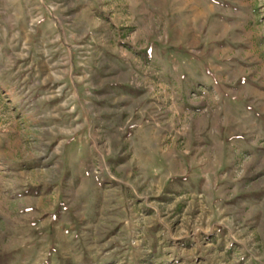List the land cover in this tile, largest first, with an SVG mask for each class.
<instances>
[{"label":"rangeland","instance_id":"1","mask_svg":"<svg viewBox=\"0 0 264 264\" xmlns=\"http://www.w3.org/2000/svg\"><path fill=\"white\" fill-rule=\"evenodd\" d=\"M200 29L205 64L170 48L172 37L190 39L196 53L202 35L186 33ZM258 39L264 43V0H0V264H264L260 133L258 191L240 196L255 194L256 204L226 207L218 217L205 204V226L188 197L180 215L170 197L161 201L142 182L148 175L130 178L125 202L123 176L105 172L112 144L121 152L130 133L139 131L133 136L144 143L155 133L159 147L174 146L170 90L203 107L193 119L202 130L224 122L214 89L249 91L237 78L250 76L263 88L251 104L264 115ZM204 66L205 81L175 75ZM118 89L140 94L141 107L136 101L127 110ZM204 227L217 236L192 245L188 236Z\"/></svg>","mask_w":264,"mask_h":264},{"label":"crops","instance_id":"2","mask_svg":"<svg viewBox=\"0 0 264 264\" xmlns=\"http://www.w3.org/2000/svg\"><path fill=\"white\" fill-rule=\"evenodd\" d=\"M256 26H258L257 23ZM198 33L202 35V45L196 53L188 50L189 47L194 48L190 39L182 43L174 42L172 37L170 48L186 49L189 51L187 55L192 60H200L205 64V29L192 33L187 31L186 37L193 38V34ZM55 41H59L58 37H55ZM149 42L152 40L143 46V48H148L145 51L148 56L152 53V46L148 45ZM257 44L264 46L261 39H258ZM175 75L178 80L205 81V66L198 74L186 72L184 74L175 73ZM252 79L254 78L246 75L237 78L241 81L240 85L248 84L249 91L240 88L217 87L214 89L219 93L220 100L224 102L218 108L219 115L224 122H219L218 125H212L206 129L204 126L202 130L194 123L193 119L195 115L202 112L203 107H194L192 99L186 97L184 93L180 94L182 91L170 90V96L173 98L171 97L169 100V107L174 116L169 122L171 126L176 127L175 137L172 139L175 141L173 147L163 148L160 146V148L154 137L155 133H153L152 141L147 140L144 143L139 137L135 139L133 135H139V131L134 134L130 133L125 138L124 142L127 143H123L121 152H119V148L115 152L114 144H112L113 148L107 156L105 172L112 177L118 176L119 173L123 176V178L117 179L119 190L123 193L121 200L128 202L127 188L130 189V178L134 177L133 181H136L137 179L142 180L145 175H148L147 180L143 179L142 182L155 186L157 188L156 196L160 197L161 201H163V196L170 197L168 200L174 204L177 215H180L184 209V203H181L180 200L182 197H188L192 204L187 203L186 207L192 206V209H195V214H204V223L202 222L204 226L205 204L206 208L213 210L210 213L211 217L220 216L226 207H231L230 210L234 211L236 205L249 204L248 206H253L256 204L254 202V200L257 201L255 194L253 199L251 198L252 194L245 195L244 200H241L240 197L243 192L256 193L258 191L257 134L260 133L264 140V115L259 114L256 106L251 104L254 92L261 91L263 88L252 82ZM117 92L120 93L116 96L121 97L119 101H123L122 105L124 104L127 110L135 105L136 101L138 102L137 109L141 107V102H144V99H139L140 94H135L130 89H118ZM199 92L205 94V87H199ZM103 98L102 96L98 100L103 102ZM229 110L232 111V115L229 114ZM236 120L238 128L227 124L237 123ZM116 128L117 126L112 132L110 131L112 140L114 138L118 140V137H115L117 135ZM180 131L183 132L178 135ZM227 191L234 192V200L232 197H228L229 201L227 198H225L227 200L223 198V193ZM173 193L177 195L175 201L171 200ZM199 224H201V220ZM216 236V233L205 235L204 227L200 234L195 232L188 237L194 246H200L198 240L199 237H202L205 246V240L215 239ZM199 261L198 259L196 262L199 263ZM201 262L204 263L203 260Z\"/></svg>","mask_w":264,"mask_h":264}]
</instances>
